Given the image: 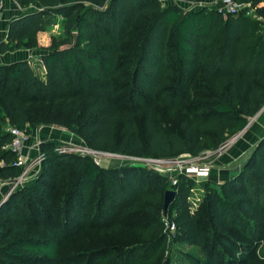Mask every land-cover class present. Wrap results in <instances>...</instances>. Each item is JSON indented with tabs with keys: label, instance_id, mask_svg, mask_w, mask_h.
Returning <instances> with one entry per match:
<instances>
[{
	"label": "trees",
	"instance_id": "16d2710c",
	"mask_svg": "<svg viewBox=\"0 0 264 264\" xmlns=\"http://www.w3.org/2000/svg\"><path fill=\"white\" fill-rule=\"evenodd\" d=\"M14 1L23 12L9 20L0 54L39 44L40 35L57 17L64 21L66 41L48 36L49 48L39 60L43 77L28 60L0 64L1 181L14 180L22 171L14 165L16 154L4 149L12 136L3 126L29 133L41 122H56L79 134L95 151L151 158L196 156L236 136L264 105V5L259 6V0L254 2L255 17L245 10L225 16L208 7L190 11L176 4L162 6L159 0ZM137 27L143 29L142 38L130 49L127 62L129 58L122 57ZM74 32L75 47L60 50ZM126 75L130 86L119 85ZM191 102L192 110L178 130L163 127L161 108L169 103L189 107ZM39 106H52L50 112L60 107L69 114L54 120L50 112L36 116ZM39 149L45 158L34 180L13 191L0 206V264H62L63 240L77 227L106 224L105 216L112 215L113 208L122 209L123 199L136 184L155 186L159 192L155 200L164 203L170 184L164 175L146 168L127 167L123 172L104 168L89 155L61 152L49 142ZM132 180L131 190L122 189ZM192 185V179L181 175L171 187L175 196L168 218L177 233L188 234L209 263L264 264L263 257L254 256L253 244L255 235L264 237V135L235 176L218 183L219 189L206 187L202 220L198 211L191 212ZM159 203H153L154 220H146L149 231L162 230ZM87 204L94 208L90 222L85 218ZM74 221L79 225L71 226ZM31 228L39 235H31ZM237 235L251 241L238 240ZM165 236L109 251L111 264H144L135 259L162 247Z\"/></svg>",
	"mask_w": 264,
	"mask_h": 264
},
{
	"label": "rangeland",
	"instance_id": "374dc122",
	"mask_svg": "<svg viewBox=\"0 0 264 264\" xmlns=\"http://www.w3.org/2000/svg\"><path fill=\"white\" fill-rule=\"evenodd\" d=\"M177 1V0H176ZM160 4L162 6L168 5L171 0H159ZM181 5V2H180ZM184 7H187V5L183 4ZM20 12H23V10H19ZM142 31L143 29L140 27H137L127 43V51L125 55H123L124 58H129L131 60L130 54L132 51V48H135L139 45L140 40L142 38ZM54 34L56 38L60 41H66L65 39V27H64V21L61 19V17H57L55 19V24L50 25L46 28V33L40 35V43L37 45H34L31 48L22 47L21 49L14 50L13 53H18L19 50L26 51V54L23 55V60H28L32 62L33 69L35 73L38 76L43 77L44 76V68L41 64H39L40 57L44 52L47 51L49 48V39L48 36ZM72 40H68L67 43H71ZM131 49V51H130ZM134 50V49H133ZM28 52V55H27ZM6 55V54H5ZM0 54V60H4L8 62L10 59H6L5 56L1 57ZM28 58V59H27ZM130 71H132V67H129L127 70H125V73L129 74ZM126 78V79H125ZM121 82H119V85H125L128 84L130 86V79L126 75ZM128 93V91H126ZM119 96V93L117 94ZM149 96V95H148ZM170 96V95H169ZM188 104V103H187ZM193 102L187 107L188 105H184V107L181 106V104L178 103H169L168 107H164L160 109L159 117L160 122L163 125L165 129L168 130H178L180 123L186 118L187 113L191 112L193 107ZM52 108V106L47 107H36L34 109V114L36 116L44 117L45 113L50 112L49 110ZM67 112L62 111L60 107H55L53 109V112H50V118L53 120L56 117H62L66 119L68 117ZM264 114V105L261 108V110L255 115L254 117L249 119L248 125L236 136L241 137L244 132H247V130L257 123L256 121L258 118ZM87 117H90V114H87ZM142 118V117H141ZM141 118L138 119V122L141 123ZM263 117L260 118V121H262ZM42 120V119H40ZM3 130H6V126H3ZM38 132V137L35 141H38L39 145L43 142H49L51 143L58 151L61 152H69L74 153L77 155H86L84 153V148L88 146L86 145L85 141L82 137H80L79 134L67 129L65 126H62L56 122H41L38 125L32 126L30 129V132L32 131ZM119 127L116 129V138H119ZM137 131L139 133V136L141 139L144 137V129L141 125L137 126ZM37 132L34 134L37 135ZM30 135H32L30 133ZM236 142V141H235ZM234 142V143H235ZM230 144L220 156L213 155V153H209L210 151H205L199 155L192 156L187 153L174 155L171 157H167L168 159H173L177 157H181V159H185L190 161L191 163L195 165H203L206 167H209L211 170L210 176H213V174H220L222 170H226L227 174L230 176H235L240 169L243 167V164L251 151L245 152L241 157L236 158H229L224 161V156L229 155L228 151L234 144ZM143 148V146H142ZM39 152L42 154V156H37L33 154L32 158L30 159L33 165L32 171L29 172L28 179H24L23 183L21 185L15 186L14 184H6L5 187L2 188V192L0 195V206L7 200V198L12 194L13 191L22 188L24 185L31 183L36 174L39 172L40 167L44 161L45 156L43 155L42 151L39 149ZM104 152V151H101ZM37 154V153H36ZM99 154V164L100 166L104 168H113L118 169L123 172V170L127 167H135V168H146L143 167L136 161H132V158H123L114 154H121L126 156H132L128 153H119V152H104V153H98ZM141 157V156H137ZM130 159V160H128ZM134 160V158H133ZM170 165L168 164L167 167ZM147 169V168H146ZM145 169V170H146ZM73 176V175H71ZM171 176H174V174H171ZM210 176L207 179H198L193 180L192 189L190 191L188 200L190 203L191 212H199L200 220L204 218V208H203V195L205 192L206 187H215L219 189V186L217 185L219 182H221L222 177L219 178V182L213 183L210 181ZM126 183V181H124ZM52 186V183H49ZM129 185L123 186L122 189L126 190L127 188L130 189L132 186L133 180L131 183H128ZM49 185V186H50ZM135 189L132 190L133 192L129 193L127 197L123 199V206L122 209L120 208V211L118 212L119 208H111L109 209L113 210L112 215H106L104 220V225L99 224H93L89 226L87 223V226L78 229L76 233L71 236H69L66 240H63L60 251V260L63 261L62 264H111V257L109 256V251L117 249V248H130L132 246H135L136 244H146L160 236V234H167L166 227L163 223L162 230H157L155 232L149 231L146 227V220L149 217L150 220H154L152 216L153 208L157 207L153 203L158 205V199H156L157 189L155 186L147 184H142L138 186V184L135 185ZM172 185L169 184L166 188V190H172ZM96 189V188H95ZM59 190H62L59 188ZM46 192H50V188L45 189ZM93 191V190H92ZM61 193V192H60ZM93 196L89 197V200L92 199ZM82 201L85 203L87 200L82 198ZM88 202H91L88 201ZM159 207L161 210V215L168 216V208L167 212L164 213L163 210V204L159 203ZM106 207L102 209L101 212H104ZM94 208H92L89 204H87V209L85 211V218L88 222L92 219V213ZM100 212V214H101ZM255 221V219L252 215L250 216ZM173 218V217H172ZM117 220L114 222V220ZM97 222V221H95ZM163 222V221H162ZM78 221H74V223L71 226H78ZM204 226V224H203ZM38 229H30V234L39 235ZM176 235L173 236H165L166 241L163 244L162 247H159L157 249H154L153 251L149 252L145 256L147 257H139L135 260L137 262H145L144 264H165L168 262L169 264H208L209 262L204 257L203 249L191 242L190 236L188 234H178L176 229ZM174 233V234H175ZM238 240L251 241L249 239H245L242 236L237 235ZM256 240L254 239V256L255 257H263L264 258V237H259L258 235H255ZM95 253H100V257L94 258L91 257ZM228 253H232V250H230ZM37 264H60L59 262L53 263V262H47V261H39ZM209 264H218L217 262L209 263ZM224 264V263H221ZM244 264H251V262H245Z\"/></svg>",
	"mask_w": 264,
	"mask_h": 264
},
{
	"label": "built area",
	"instance_id": "2783aa9c",
	"mask_svg": "<svg viewBox=\"0 0 264 264\" xmlns=\"http://www.w3.org/2000/svg\"><path fill=\"white\" fill-rule=\"evenodd\" d=\"M172 3L181 6L185 10H197L199 8L208 7L210 9H214L217 12L225 15H237L239 12L245 10L248 15H253L255 17V5L254 2L256 0H196L193 2H185L182 0H171ZM181 2V5H180ZM183 4L187 5L184 7ZM4 10V0H0V12ZM261 19V17H257ZM1 40V34H0ZM6 131L10 133L12 136L11 141L4 145V149L9 150L16 154V160L14 162L15 166H18L22 169L21 174L18 178L11 180V181H1L0 180V188L2 184H14L15 186L21 185L24 179H28L29 172L32 171L33 165L30 162L31 158H29L28 154H24L23 150L26 148V144L30 139V132H26L25 130L18 129L11 125L6 126ZM237 139V136H234L227 141L221 143L215 150L210 151L209 153H213V155L220 156L223 151L232 143H234ZM36 140V139H35ZM31 150H36L37 158L42 156L39 152V143L38 141H34L32 146H30ZM84 153L92 157L93 161L98 165L99 164V154L104 153L101 151L91 150L87 147L84 148ZM110 153V152H109ZM123 158H132V161H136L143 167L147 169L166 176L170 184L172 186L177 185L178 177L184 175L187 178L192 180H198L200 178L207 179L210 176L211 170L209 167L203 165H195L188 160L181 159V157L168 159V158H151V157H131L121 154H114ZM134 158V160H133ZM130 160V159H128ZM170 165L167 167V165ZM174 174V176H171ZM162 221L166 227V231L168 236H175L176 235V224L173 220L168 218V216L163 215ZM175 233V234H174Z\"/></svg>",
	"mask_w": 264,
	"mask_h": 264
},
{
	"label": "crops",
	"instance_id": "0c3cea01",
	"mask_svg": "<svg viewBox=\"0 0 264 264\" xmlns=\"http://www.w3.org/2000/svg\"><path fill=\"white\" fill-rule=\"evenodd\" d=\"M258 5L259 6L264 5V0H259ZM19 10L21 9L14 0H4V10L0 12V34L2 36L5 35L9 20L18 16L21 13ZM25 54H26V51H22V50H19L18 53L17 52L16 53L7 52L4 54H1L2 55L1 57L5 56L6 59L8 58L10 60L8 62L4 60H0V64H9V63H13L19 60H23L22 58H23V55ZM27 55H28V52H27ZM261 117H263L262 121H260ZM256 122L257 123L254 125V129L252 126L251 129L249 128L247 132H244V134H242V136L239 137V139L237 137L236 142L232 145V147L228 151L229 155H226L223 157V159H225L224 161H226L228 157L229 158H234V156L236 158L241 157V155H243L245 152L250 151L256 145V143L263 137L264 135V114L261 115ZM35 132L37 131L34 130L30 132L32 135H30V139L25 146L26 148H24L23 150V153L28 154L29 158H32L33 154L37 155L36 150L30 149V146H32L33 142L38 137V132H37V135L34 134ZM231 176L232 175L229 176L227 174L226 170H222L220 174L214 173L213 176H210V180L213 183H216V182H219V178L222 177L221 182H223L224 180L230 178ZM5 186L6 184L1 185L0 195L2 192V188Z\"/></svg>",
	"mask_w": 264,
	"mask_h": 264
},
{
	"label": "water",
	"instance_id": "95a60500",
	"mask_svg": "<svg viewBox=\"0 0 264 264\" xmlns=\"http://www.w3.org/2000/svg\"><path fill=\"white\" fill-rule=\"evenodd\" d=\"M77 43V33L74 32L73 33V39H72V42L71 43H65V44H62L59 49L60 50H66V49H71V48H74L75 45ZM175 196V192L172 191V190H166L165 193H164V203H163V210H164V213L167 212V208L170 204V202L173 200Z\"/></svg>",
	"mask_w": 264,
	"mask_h": 264
}]
</instances>
